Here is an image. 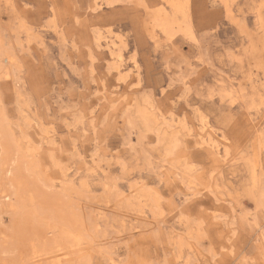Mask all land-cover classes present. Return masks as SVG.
<instances>
[{
    "label": "rangeland",
    "instance_id": "374dc122",
    "mask_svg": "<svg viewBox=\"0 0 264 264\" xmlns=\"http://www.w3.org/2000/svg\"><path fill=\"white\" fill-rule=\"evenodd\" d=\"M0 37L10 137L94 229L74 259L264 264V0H0Z\"/></svg>",
    "mask_w": 264,
    "mask_h": 264
},
{
    "label": "bare ground",
    "instance_id": "6f19581e",
    "mask_svg": "<svg viewBox=\"0 0 264 264\" xmlns=\"http://www.w3.org/2000/svg\"><path fill=\"white\" fill-rule=\"evenodd\" d=\"M2 56L0 79L8 74L3 61L14 59ZM7 121L0 101V264H81L70 253L94 229L88 232L64 190L52 191L33 154L24 155L15 147Z\"/></svg>",
    "mask_w": 264,
    "mask_h": 264
}]
</instances>
